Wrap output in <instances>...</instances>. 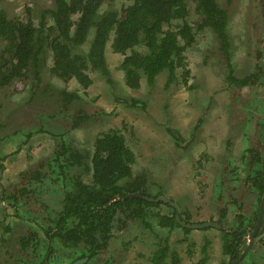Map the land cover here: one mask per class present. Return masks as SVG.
Returning <instances> with one entry per match:
<instances>
[{"label":"trees","instance_id":"1","mask_svg":"<svg viewBox=\"0 0 264 264\" xmlns=\"http://www.w3.org/2000/svg\"><path fill=\"white\" fill-rule=\"evenodd\" d=\"M189 1L194 3L196 20H189L187 0H51L49 5L39 7L36 20L33 17L36 6H26L23 16L15 19L0 10V93L4 92L3 99H0V111L6 91L13 96L24 90L25 85L31 84L28 92L33 99L29 103L33 104L40 94L52 89L49 95L57 107L50 118L56 123L61 120L70 123L69 131L85 128L89 122L104 120L106 114L99 107L87 105L76 91L68 89L67 84L76 82L86 89L93 81V73L100 74L109 85L113 84L106 60L107 50L120 56L118 69L126 86L139 88L144 79V83L154 88L157 78L165 76L163 88H168L171 83L179 84L181 76L183 83L194 79L186 52L198 50L200 40L211 35L204 43L211 55H206L209 59L200 61L203 67L212 66L221 70L223 76L226 74L224 78L229 77L232 91L250 88L253 81L260 79L261 68L256 63L254 67L258 73L255 75L244 77L240 72L236 74L235 55L232 58L229 47L232 39L229 35L228 6L216 0ZM230 1L227 0V3L230 4ZM259 38L264 40L263 33ZM258 47L255 59L260 57L264 42H260ZM217 63L223 66L219 67ZM199 82L194 79L191 85H198ZM85 105L88 111L83 109ZM126 105L140 107L144 102L133 98ZM258 116L261 121L256 128H260L262 133L259 135L264 137V112ZM11 121L9 117L0 118V141L14 140L17 134L21 140H17L16 145L20 149L30 143L31 135L37 132L22 134V126L17 123L15 127L19 130L7 132L3 129L4 122ZM170 131L179 139L177 144L182 148H186L193 139H182L178 136L179 132ZM65 135L64 132L55 133L53 137L57 143L53 154L28 169L29 172L19 173L21 180L13 185L12 192L5 189L2 192L1 198L10 200L16 212H19L16 205L22 207L24 223H33L27 226L24 234L19 232L16 236V243L22 251H28L30 244L33 250L40 247L43 251L37 264H47L56 259L59 260L53 264H77L79 260H83L81 264H94L99 259H107L110 254L127 250L132 240L119 241V234L140 222L145 228L150 227L149 231L155 235L152 251L146 255L145 252L137 254L138 257L144 256L147 264L209 263L213 245L207 234L194 242L186 238L192 230L180 226L175 219V209L170 204L129 196L140 193L142 196L158 197L147 192L144 176L133 174L134 152L126 143L121 128L98 133L92 140L91 151L71 143L73 138ZM249 150V163L254 169L246 177L240 195L242 202L246 203L248 198L253 199L264 192V149L255 147ZM4 157V152H0V169L4 168ZM27 157L30 155L27 154ZM60 161L67 163L68 170L61 168L62 172L56 176ZM46 172L55 174L53 179L46 177ZM47 179H51V186L42 183ZM58 186L61 187L60 195L56 191L54 194ZM49 194L59 197L58 205L51 206L53 215H32L40 207L49 206V200H43V196ZM160 205L170 206L172 212L162 213L153 209ZM239 208L242 209L241 204ZM221 209L225 213L226 209ZM148 218L151 220L146 222ZM237 219L241 226L242 216L238 215ZM176 228L184 234L179 242H187L183 249L186 260L168 241L169 234ZM248 230L223 233L221 247L228 260L220 264H229L237 259L240 255L237 247ZM4 233H11L12 240L15 231L7 226ZM132 237L136 240L139 235ZM8 256L12 257V254L8 252ZM20 261L23 262L22 259ZM115 262L116 259L109 263Z\"/></svg>","mask_w":264,"mask_h":264},{"label":"rangeland","instance_id":"2","mask_svg":"<svg viewBox=\"0 0 264 264\" xmlns=\"http://www.w3.org/2000/svg\"><path fill=\"white\" fill-rule=\"evenodd\" d=\"M50 1L0 0V10L6 11L9 17L15 19L23 16L26 6H36L37 8L33 11V17L36 20L39 7L49 5ZM187 1L188 7L190 6L189 20H196L197 17L193 11L194 3ZM216 1L228 6L229 35H232V42L237 46L236 74L238 75V72L244 74L252 69L249 67L250 61L246 55L253 58L259 49L260 42H264L262 38H259L262 33L264 36V24L262 27L260 23L256 24L257 9L260 10L261 0H231L230 4L227 3V0ZM253 23L255 27H253ZM210 38L201 39L200 48L195 52H186L190 62L191 75L194 76L196 83L197 80L200 81L198 85L193 84V86L191 85L194 82L193 78H190L187 83H183L181 76L179 84L174 82L168 88H163L165 76H161L157 78L154 88L144 83V79L141 80L139 88H130L122 82V73L118 69L120 56L107 50L106 60L113 84L109 85L98 73L91 75L93 81L86 89L79 87L76 82L67 84L68 89L76 91L87 105L99 107L102 113L106 114L104 120L89 122L82 129L77 128V130L69 131L70 123L65 120L56 123L54 119L50 118L55 114L57 107L49 95L52 89L40 94L33 104L29 103L33 99L29 97L28 92L31 84L25 85L24 90H20L13 96L12 94L9 96L10 92L6 91L7 96L4 98L0 118L9 117L12 121L4 122L3 129L7 132L8 130H19L18 127H15L17 123L22 126L20 133H37L31 135L30 143L20 149L16 145L17 140H21L17 134L14 135V140L0 141V152H4L6 155L2 161L4 168L1 169L0 176V264H37L39 261L37 259L41 257L43 250L40 247L33 250L30 244L28 251H22V248L16 243L17 234L19 232L24 234L29 225L31 226L33 223L26 225L22 207L16 205L19 208V212H16V208L10 204L11 201L3 200L1 195L4 189L12 192L13 185L21 180L19 173L29 172L28 169L34 168L37 163L53 154L57 143L53 135L60 132L66 133L65 137L69 139L73 138L71 143L80 145V148L87 147L91 151L92 140L98 133L110 128H121L126 143L134 152L133 174L145 177L147 192L151 196L164 195L177 202L181 208L180 216L188 222L220 220L226 229L237 223L232 215L240 204L242 210L248 208L252 199L248 198L249 202L243 204L240 195L244 183H234L232 180H238L236 176L240 178V181L246 179L242 160L243 157L248 156L244 154L248 148L264 149L261 146L264 145V137L259 135L262 131L259 127L255 128V125L261 121L258 114L264 110V104L261 103L264 99V87L262 93L256 86L252 89L245 88L241 91L231 92L230 88L224 84L226 74L223 76L221 70L212 68V66L200 67L198 65L200 61L205 58L209 59L206 55H211L206 51L207 48L204 45ZM238 57L240 59L236 61ZM218 66L222 67L223 65L219 64ZM218 70L219 73H215ZM3 97L4 92L0 93L1 100ZM133 98L144 102V105L140 107L126 105ZM83 109L89 108L85 105ZM42 116L43 118H41ZM171 129L179 132L178 136L182 139L193 137L186 148L177 144L179 139H176L175 135L171 133ZM27 154L30 157H27ZM66 164L61 161L57 164L56 176L62 172L61 168L65 171L68 170ZM54 175L47 173L46 177L53 179ZM83 178L87 179V176H83ZM42 183L47 186L52 185L51 179L44 180ZM55 191L57 195H60L61 187L58 186L57 190H54V194ZM43 200H49V206L40 207L32 212V215L43 217L45 214L53 215L51 206L58 205L59 197L54 198V195L49 194L44 195ZM28 205L32 206L33 204ZM37 206L41 205L37 204ZM221 208L226 209L225 219H223L224 214L217 213L223 210ZM153 209L160 210L162 213L172 212V208L166 205H160L159 208ZM149 220L151 219L148 218L145 221ZM7 226L15 231L12 240H10L11 233H4ZM149 229L150 227L145 228L139 222L121 232L118 240H132L131 246L127 250L122 249L121 252H118L119 254L108 255L107 259H99L94 264H106V262L108 264H137L139 262L147 264L145 257H138L137 254L145 252L146 255L154 248L155 235ZM203 231L192 230L186 238L197 242L204 238L201 235ZM205 232L213 245L212 259L208 264H220L222 262L223 239L220 238L222 232L219 233L215 230ZM162 233L165 232L162 231ZM135 234L139 235V238L133 240L132 236ZM183 236L182 230L176 228L169 234L168 241L186 260L183 249L187 242L183 244L179 242ZM259 237L257 239L260 241L258 242L256 239L253 242L254 246L239 264H264V259H262L264 258L262 256L264 254V239L261 241L264 238V233L262 238ZM115 242L119 243L117 240ZM8 252L12 254V257L8 256ZM255 256L258 259H255ZM58 257L61 256L58 254ZM115 259V263H109ZM56 260H51L47 264H53ZM82 261L79 260L77 264H81Z\"/></svg>","mask_w":264,"mask_h":264},{"label":"flooded vegetation","instance_id":"3","mask_svg":"<svg viewBox=\"0 0 264 264\" xmlns=\"http://www.w3.org/2000/svg\"><path fill=\"white\" fill-rule=\"evenodd\" d=\"M237 2V1H236ZM263 7H264V0H261L260 1V6H259V8H260V10L259 9H257V12H258V17L256 18V24H261V27L263 26V24H264V15H262V9H263ZM255 24L253 23V27H255L254 26ZM244 28V27H243ZM245 29V28H244ZM231 37H232V35H231ZM233 41V40H232ZM229 47H231L230 48V50H231V53H232V58L234 57V55H236V49H237V46H236V44H234L233 42H232V44H230L229 45ZM247 57H248V60L250 61L249 62V67H251L252 69L250 70V71H248V72H246V73H244L243 74V76L244 77H246V76H249V75H251V74H256V73H258V69H255V67H254V65H256V63H258L259 64V67L261 68V70L259 69V75H260V79H258L257 81H253V84H257L256 85V87H258V88H260V90H261V93H262V89H263V87H264V48H262L261 49V55H260V57L258 58V59H255L256 57L255 56H253V58L252 57H250V56H248V55H246ZM241 57V56H240ZM240 57H238V58H236V61H239V59H240ZM235 58V57H234ZM254 59V60H253ZM256 62V63H255ZM200 65H202L201 64V62L199 63ZM198 64V65H199ZM202 66H204V65H202ZM252 81V80H251ZM224 84L226 85V87H228V88H230V91L231 92H233L232 90H231V86L230 85H232V83H230V81H229V77L227 78V79H225V81H224ZM252 84V83H251ZM252 84V86L250 87V88H248V89H252L253 87H255L254 85ZM261 84V85H260ZM261 103L262 104H264V99L261 101ZM260 103V104H261ZM262 112H264V110H262ZM257 127V125H255V128ZM250 152V150H249V148H248V150H247V152L245 151L244 152V154H246V155H248V156H246L245 158H244V160H243V167H245V168H243V170H244V172H246V177L248 176L247 175V170H248V174H251L252 172H253V169H254V166H252L250 163H249V161H250V159H251V156H250V154H251V152H250V154H249V152ZM248 163V164H247ZM244 174V173H243ZM236 178L238 179V180H232L234 183H237V182H241L242 184L245 182V180H239L240 178L239 177H237L236 176ZM244 185V184H243ZM244 187V186H243ZM264 193V192H263ZM263 193L261 194V195H255V197H253V199H252V201L248 204L249 205V207L248 208H246V209H244V210H242V209H240V208H237V211L232 215V216H234L235 217V219L237 220V223L236 224H234L232 227H228L227 229H225V227L224 226H222V224H223V222L222 221H218V220H214V219H212L211 221H215V222H217V223H219L221 226L220 227H216V226H207V227H204V228H209L210 227V229L211 230H215V231H217V232H219V233H224V232H226V233H231V232H233L234 230H239V231H241V230H245V228H248L249 230H248V232H246L245 234H244V238L242 239V242H241V244H244V243H246L245 244V246H247V248L246 249H244V248H241V246L243 247V245H239L238 247H237V252H239L240 253V258H239V256L237 257V259H234L233 261H231L229 264H238V262L249 252V250L254 246L253 245V242L259 237V238H262V236H263V233H264V203H263V206H262V203H261V197H262V195H263ZM261 203V204H260ZM243 204H246V201L245 202H243ZM261 207H262V209H261ZM242 210V211H241ZM260 211H262V220H261V223L259 222V227H257L256 225H257V223H258V218H259V215H260ZM217 213H221L222 214V212L221 211H218ZM223 213H224V210H223ZM226 213V212H225ZM224 213V216H223V219H225L226 218V214ZM223 215V214H222ZM238 215H240V216H242V221H243V223L241 224V226L239 225V221H238V219H237V216ZM180 218H181V220H182V217L180 216ZM183 221V220H182ZM206 221H208V220H206ZM206 221H202V222H206ZM202 222H193V223H202ZM234 222H235V220H234ZM188 223H192V222H188ZM225 225V224H224ZM181 226V225H180ZM183 227V226H182ZM185 228V227H184ZM201 229V228H200ZM256 229V230H255ZM191 230H193V231H201V230H199V228L198 229H191ZM255 230V233L253 234V238H252V235L250 234L251 233V231L253 232ZM221 233V235H220V238H223L224 237V235ZM206 234V232H205V230L201 233V235H202V237H205L204 235ZM208 235V234H207ZM263 239L264 238H262L261 239V241H263ZM251 240H253V242L251 241ZM257 241L259 242L260 240L259 239H257ZM257 242V243H258ZM221 254H222V261H226V260H228V257H226L225 255H224V253H223V250H222V247H221ZM255 259H258V257L257 256H255ZM210 262V261H209Z\"/></svg>","mask_w":264,"mask_h":264},{"label":"water","instance_id":"4","mask_svg":"<svg viewBox=\"0 0 264 264\" xmlns=\"http://www.w3.org/2000/svg\"><path fill=\"white\" fill-rule=\"evenodd\" d=\"M1 172L2 170L0 169V176H1ZM129 196H136V197H142L148 201H155V202H158V201H162L163 203L165 204H170L174 209H175V219L177 220V222L185 227V228H188V229H200V228H204V227H207V226H216V227H220L221 225L215 221H211V220H208L206 222H202V223H185L184 221L181 220L180 218V214H181V208L179 206V204L173 200H170L169 198L165 197L164 195H159L158 197L156 198H152V197H148V196H142L140 193H134V194H130ZM261 203H262V206H263V203H264V193L261 197ZM260 203V204H261ZM262 209V207H261ZM261 220H262V211H260V215H259V218H258V223H257V227H259V222L261 223ZM256 230V229H255ZM255 230L252 232L251 231V235H252V238H253V234L255 233ZM253 242V240H251ZM246 243L244 244H241L243 245V247L241 246V248H244L246 249L247 246H245Z\"/></svg>","mask_w":264,"mask_h":264}]
</instances>
